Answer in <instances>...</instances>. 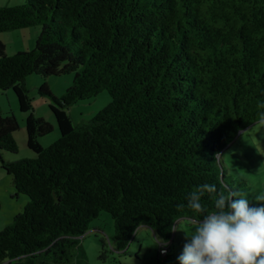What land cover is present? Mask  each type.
<instances>
[{"label": "trees", "instance_id": "obj_1", "mask_svg": "<svg viewBox=\"0 0 264 264\" xmlns=\"http://www.w3.org/2000/svg\"><path fill=\"white\" fill-rule=\"evenodd\" d=\"M33 25L40 31L31 49L6 54L0 41V89H12L28 111L29 74L72 80L60 95L45 81L37 87L52 101L59 136L42 145L53 124L29 112L33 157L3 159L2 151L18 150L19 123L0 109V166L28 197L0 229V263L69 264L75 256L87 264L80 236L101 210L111 216L114 249L124 250L141 225L167 249L179 218H201L186 197L205 183L261 206L247 178L228 171L222 149L264 118V0L0 5V31ZM101 90L108 103L74 121L67 108ZM201 203L216 210L207 193Z\"/></svg>", "mask_w": 264, "mask_h": 264}, {"label": "rangeland", "instance_id": "obj_2", "mask_svg": "<svg viewBox=\"0 0 264 264\" xmlns=\"http://www.w3.org/2000/svg\"><path fill=\"white\" fill-rule=\"evenodd\" d=\"M22 0H0V5H13ZM40 31L39 25L0 31V41L6 54L16 50H28L34 46L35 37ZM72 73L49 75L41 77L35 73L29 74L25 83L28 88L26 100L28 111L19 109L16 95L12 89H0V109L3 114L13 113L19 123L13 131L18 150L16 152L2 151L4 160L13 161L22 157L35 156L26 143L25 119L29 112L42 116L53 124V129L39 137L42 145H47L59 136L55 117L49 103V96L40 95L37 87L45 81L51 92L60 95L71 83ZM110 100L106 90H101L94 96L80 99L67 108L74 121L87 118L105 106ZM222 160L229 172L236 171L244 175L251 185L255 196L264 195V118L253 121L249 126L223 147ZM28 197L16 192L12 177L0 166V229L12 220L14 214L23 209ZM195 225L192 219L179 218L175 227V237L170 242L166 253H159V248L165 244L158 240L145 225L137 227L135 234L124 250L112 247L113 222L110 214L101 210L94 217L89 229L80 236V242L85 253L87 264H179L178 257L183 252L187 242L186 233L193 234ZM167 247V246H166ZM75 256L69 264H75ZM5 264V263H0Z\"/></svg>", "mask_w": 264, "mask_h": 264}, {"label": "clouds", "instance_id": "obj_3", "mask_svg": "<svg viewBox=\"0 0 264 264\" xmlns=\"http://www.w3.org/2000/svg\"><path fill=\"white\" fill-rule=\"evenodd\" d=\"M206 193L214 199L215 211L201 203ZM186 199L188 208L201 218L192 219L195 229L186 233L180 264H264V195L255 197L261 206H250L240 192L205 183ZM158 242L168 243L162 238Z\"/></svg>", "mask_w": 264, "mask_h": 264}, {"label": "built area", "instance_id": "obj_4", "mask_svg": "<svg viewBox=\"0 0 264 264\" xmlns=\"http://www.w3.org/2000/svg\"><path fill=\"white\" fill-rule=\"evenodd\" d=\"M165 250H166V246H162V247H160V249H159V253L164 254V253H165Z\"/></svg>", "mask_w": 264, "mask_h": 264}]
</instances>
